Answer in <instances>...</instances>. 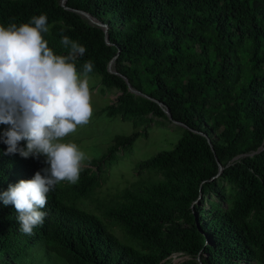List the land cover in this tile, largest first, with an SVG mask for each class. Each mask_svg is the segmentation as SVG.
Segmentation results:
<instances>
[{
  "label": "trees",
  "instance_id": "16d2710c",
  "mask_svg": "<svg viewBox=\"0 0 264 264\" xmlns=\"http://www.w3.org/2000/svg\"><path fill=\"white\" fill-rule=\"evenodd\" d=\"M66 7L106 24L109 44L60 0H0V25L46 15L43 36L54 53L67 55L62 36L78 42L86 53L77 71L92 61L90 74L116 92L102 112L143 131L114 136L101 157L85 161L77 183L56 185L32 235L0 201V264H264V0H67ZM113 58L134 89L189 130L181 128L172 149L138 162L129 187L99 199L119 152L147 138L151 123L171 124L157 103L107 71ZM5 151L0 143V192L46 166L42 157Z\"/></svg>",
  "mask_w": 264,
  "mask_h": 264
},
{
  "label": "clouds",
  "instance_id": "9594fccd",
  "mask_svg": "<svg viewBox=\"0 0 264 264\" xmlns=\"http://www.w3.org/2000/svg\"><path fill=\"white\" fill-rule=\"evenodd\" d=\"M48 32L44 14L19 26L0 25V125L7 126L0 143L6 145L4 155L43 157L46 165L32 179L0 192V201L14 206L20 231L27 235L43 225L48 193L61 182L77 183L89 159L76 143L62 141L92 117L89 74L94 64L86 61L78 72L76 62L86 48L62 36L68 52L57 55L44 39Z\"/></svg>",
  "mask_w": 264,
  "mask_h": 264
},
{
  "label": "rangeland",
  "instance_id": "374dc122",
  "mask_svg": "<svg viewBox=\"0 0 264 264\" xmlns=\"http://www.w3.org/2000/svg\"><path fill=\"white\" fill-rule=\"evenodd\" d=\"M89 86L93 108L92 117L89 123L79 126L74 133L67 136L62 142L76 143L88 158L92 159L101 157L107 151L114 136L130 135L135 131L142 132L143 127L134 129L131 122L121 121L119 117H107L102 112V109L108 106L117 94L114 90L102 86L100 77L97 74H89ZM160 121L162 122L160 125L154 123L148 125L147 138L139 136L129 151L119 152L120 156L117 155L116 162L109 168L107 180L98 190L97 198L101 199L106 195L129 187L136 181L134 167L138 162L145 161L158 152L172 149L181 137V127L168 124L163 119H160ZM6 127L0 125V131H3ZM97 198L95 196V199ZM93 204L98 206L97 203L93 202ZM115 231L120 235L119 230L115 229ZM178 260L179 258L176 257L173 262Z\"/></svg>",
  "mask_w": 264,
  "mask_h": 264
},
{
  "label": "water",
  "instance_id": "95a60500",
  "mask_svg": "<svg viewBox=\"0 0 264 264\" xmlns=\"http://www.w3.org/2000/svg\"><path fill=\"white\" fill-rule=\"evenodd\" d=\"M66 1L67 0H60V6H62L63 8H65V9H67L69 11L78 13L79 15H81L82 17H84L86 20H88V22L91 25H94V26H97V27L101 28L103 30L104 34H105V42H106V44H109L108 36H107L108 26L106 24H103L102 22H100L99 20H97L96 18L92 17L91 15H89L86 12L79 11V10H75V9H71V8L66 7ZM115 58H113L109 62L108 66H107V71L109 73H113L115 75H118V76L122 77L124 79V81L126 82V85H127V88L129 90V92H131L132 94H134L136 96H139V97H143V98L149 99V100L157 103L159 105V107L162 109V111L164 112V114L166 115L167 119L170 121L171 124L189 130V128L185 124L173 120L172 115H171V113H170V111H169V109L167 107H165L159 101H157V100H155L153 98H150L149 96H146V95L142 94L141 92H139L138 90L134 89L130 85V83H129V81H128V79L126 77L121 76V74H119L116 70H114L112 68V65H113V61H114ZM212 151H213V149H212ZM217 165H218V173H220L222 171V166L219 164L218 161H217Z\"/></svg>",
  "mask_w": 264,
  "mask_h": 264
}]
</instances>
